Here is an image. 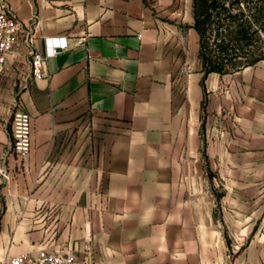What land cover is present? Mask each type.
<instances>
[{
  "label": "crops",
  "instance_id": "obj_1",
  "mask_svg": "<svg viewBox=\"0 0 264 264\" xmlns=\"http://www.w3.org/2000/svg\"><path fill=\"white\" fill-rule=\"evenodd\" d=\"M3 1L36 49L69 48L33 82L27 48L8 55L0 261L90 246L86 264H264V61L207 73L193 0Z\"/></svg>",
  "mask_w": 264,
  "mask_h": 264
},
{
  "label": "trees",
  "instance_id": "obj_2",
  "mask_svg": "<svg viewBox=\"0 0 264 264\" xmlns=\"http://www.w3.org/2000/svg\"><path fill=\"white\" fill-rule=\"evenodd\" d=\"M193 12L207 73L225 74L264 60V0H193Z\"/></svg>",
  "mask_w": 264,
  "mask_h": 264
},
{
  "label": "built area",
  "instance_id": "obj_3",
  "mask_svg": "<svg viewBox=\"0 0 264 264\" xmlns=\"http://www.w3.org/2000/svg\"><path fill=\"white\" fill-rule=\"evenodd\" d=\"M35 37V28L26 27L13 10L3 0H0V89L1 78L8 69V55L20 45L25 46L28 50L30 72L27 75V81L29 82L43 78L47 58L69 48L68 36L63 35L46 39L45 48L40 51L35 48ZM31 129L30 114L24 111H15L12 118V132L16 139L15 149L18 153H25L29 150ZM91 259V247L87 246L79 253L71 250H41L35 255L22 253L1 260L0 264H86Z\"/></svg>",
  "mask_w": 264,
  "mask_h": 264
},
{
  "label": "rangeland",
  "instance_id": "obj_4",
  "mask_svg": "<svg viewBox=\"0 0 264 264\" xmlns=\"http://www.w3.org/2000/svg\"><path fill=\"white\" fill-rule=\"evenodd\" d=\"M260 44L264 48V38H263V40H262V42ZM263 61L264 60H261L258 63H261ZM258 63H256V64H258ZM221 192H222V181L219 180V179H216V181H214V183H213V191H212V194H213V206H214L215 209H219V198H220ZM217 223L220 225L221 231L225 232V229H224L225 224H224V221L222 220L221 213H218ZM232 255H233V257H232ZM234 256H235L234 252H232V254L229 255V260H230L229 263L230 264H235Z\"/></svg>",
  "mask_w": 264,
  "mask_h": 264
}]
</instances>
